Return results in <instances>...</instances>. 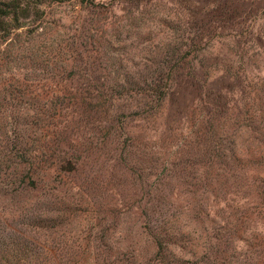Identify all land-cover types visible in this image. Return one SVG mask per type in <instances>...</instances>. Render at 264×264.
<instances>
[{"label":"rangeland","instance_id":"1","mask_svg":"<svg viewBox=\"0 0 264 264\" xmlns=\"http://www.w3.org/2000/svg\"><path fill=\"white\" fill-rule=\"evenodd\" d=\"M226 1H153L142 28L143 10L129 0L24 1L19 49L10 48L0 65L2 114L49 108L87 87L138 91L178 70L180 88L194 93L164 135L168 101L154 121L140 109L146 100L116 104L125 112L126 135H85L94 145L108 138L114 144L93 153V169L39 185L29 201L54 228L31 235L37 264H101L93 255L106 248L114 255L139 250L138 263H147L155 246L135 199L146 198L160 179L177 208L194 207V245L211 249L208 264H264V0L229 3L237 11L223 37L175 44L168 36L169 27L210 24L186 15ZM9 41L0 39V60ZM83 74L98 79L77 82ZM161 85L174 87L167 79ZM85 178L93 185L88 197L74 187Z\"/></svg>","mask_w":264,"mask_h":264},{"label":"trees","instance_id":"2","mask_svg":"<svg viewBox=\"0 0 264 264\" xmlns=\"http://www.w3.org/2000/svg\"><path fill=\"white\" fill-rule=\"evenodd\" d=\"M24 1L41 2V0H0V39L3 41L10 39L5 50L6 54L1 53L3 55L0 60L1 66H4V61L6 62L5 57L9 49L14 50L21 43L22 35L16 32L21 28L19 11H24L22 8L27 6ZM153 1L158 0H129L133 7L137 6L138 10H143L138 28L143 27L141 24L146 21L145 12L149 6L152 8ZM239 2L240 0H228L224 7L220 4L216 5V9L206 14L205 11H198L196 15L193 12L188 13L186 16L189 18L197 16L198 20L213 19V22H220V25L211 22L198 24L197 27L191 23L185 27L179 25L169 27V39L174 40L171 43L178 44L184 41L201 43L213 36H225L227 24L233 20L232 17L237 11L229 6V3ZM204 14L205 16L202 17ZM175 47L173 46V49ZM177 72L176 75L170 74L167 78L163 75L157 77L151 86L138 91H115L91 87L74 90L63 98L66 101L56 103L49 108L30 107L25 113L21 110L13 111V107L11 113L2 114L1 110L5 107L0 102V264H37L38 255L31 235L37 233L38 227L47 230L53 229L54 226L47 223L48 216L45 215L44 218L36 214V203L29 201L30 195L38 191L39 185L46 181L52 182L58 177L82 175L87 167L93 169L97 163L93 158L91 159L93 153L106 152L109 145L114 144V140L108 138V142H102L101 146H98V143L94 145L85 135L100 138L103 135H109L111 138L126 135V128L122 125L125 112L119 110L116 104L130 102V98L133 97L135 99L132 101L137 99V103L146 100L140 109L144 106L147 117L150 121H154L156 114L168 101L162 134L164 135V129L170 132L172 126L177 125V115L181 114L188 98L194 94L184 92L185 90L180 88L183 77L179 70ZM69 77L70 80L73 79V75ZM63 78L64 76L61 77ZM97 79V76L83 74L78 76L77 82L83 81L89 84V81L93 82ZM164 79L170 80L174 87H162L161 83ZM2 83L1 80L0 85ZM59 93L56 92L55 97H58ZM179 103L181 105H178ZM24 115L26 118L22 120ZM126 139L132 141L134 137L129 136ZM121 159L123 161L122 156ZM177 166L178 163L174 164V168L170 171L172 176H176ZM85 179L84 184L74 183V187L78 192L84 190L88 197V191L93 185L88 182L89 179ZM162 183L163 180L160 179L158 185H150L146 198L135 199L139 208L143 206L144 222L141 226L143 233L155 246L152 259L145 264H208L211 249L202 247L204 250L201 252L198 251V246L194 245L193 229L197 216L194 207L188 204L183 209L177 208L169 200L170 195L166 196L163 193ZM56 189L51 187V191ZM51 196L53 197V194H50L46 201H49ZM46 212L50 213L48 207ZM103 238L102 234L101 239ZM187 249L190 251L187 252ZM138 251H124L114 255L113 249L106 248L105 251L95 252L93 259L101 264L125 262L137 264L138 257H141L138 256ZM50 253L52 255V251Z\"/></svg>","mask_w":264,"mask_h":264}]
</instances>
